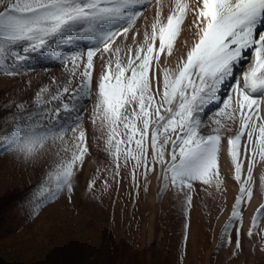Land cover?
I'll return each instance as SVG.
<instances>
[{
    "label": "snow or ice",
    "instance_id": "snow-or-ice-1",
    "mask_svg": "<svg viewBox=\"0 0 264 264\" xmlns=\"http://www.w3.org/2000/svg\"><path fill=\"white\" fill-rule=\"evenodd\" d=\"M36 56L62 67L63 79L37 83L31 103L26 96L0 112V156L34 165L55 146L40 181L47 196L29 218L71 202L90 127L109 164L100 191L122 172L148 191L155 176L160 194L180 202L182 256L197 189L217 219L229 210L213 257L224 248L237 257L244 237L264 250V0H0V72L32 71ZM99 180L85 187L93 199Z\"/></svg>",
    "mask_w": 264,
    "mask_h": 264
},
{
    "label": "rangeland",
    "instance_id": "rangeland-1",
    "mask_svg": "<svg viewBox=\"0 0 264 264\" xmlns=\"http://www.w3.org/2000/svg\"><path fill=\"white\" fill-rule=\"evenodd\" d=\"M30 63L34 68L28 71L32 87L24 83V91H14L12 101L28 96L31 103L29 93L36 90L37 83L63 79L64 69L46 56H36ZM2 76L9 77L3 73ZM56 103L42 102L41 106L52 107ZM88 107L90 111L92 104ZM11 124L9 119L2 125L3 130L7 131ZM88 131L91 155L78 175L71 202L60 198L44 205L33 218L28 216L33 205L47 196L40 181L44 160L54 155L55 146L34 165L17 163L12 155L0 156V264H264V250L247 237L242 239L243 250L237 257L231 256L230 248L213 257L229 210L225 208L217 219L212 197L200 189L193 198L186 255L182 256L184 216L180 202L170 193L160 194L155 176L150 178L148 191L143 182L139 189L134 187L123 172L119 184H113L108 192L100 191L109 164L103 140L95 139L99 134L90 127ZM222 167L227 171L224 160ZM94 174L100 176L97 199L85 192L87 181ZM228 190L230 207L237 186L229 182ZM252 211L250 208L245 213V229Z\"/></svg>",
    "mask_w": 264,
    "mask_h": 264
},
{
    "label": "crops",
    "instance_id": "crops-1",
    "mask_svg": "<svg viewBox=\"0 0 264 264\" xmlns=\"http://www.w3.org/2000/svg\"><path fill=\"white\" fill-rule=\"evenodd\" d=\"M29 72L15 77H3L0 72V112H3L9 103L12 102L14 91H24L25 81L31 80Z\"/></svg>",
    "mask_w": 264,
    "mask_h": 264
},
{
    "label": "bare ground",
    "instance_id": "bare-ground-1",
    "mask_svg": "<svg viewBox=\"0 0 264 264\" xmlns=\"http://www.w3.org/2000/svg\"><path fill=\"white\" fill-rule=\"evenodd\" d=\"M164 2H165L166 6H170L174 2V0H164ZM167 10H168V8L166 7L165 11L167 12ZM213 106H215V105H212L211 107H213ZM211 107L209 109H211ZM255 201H256V196H255L254 201H253V207L256 206Z\"/></svg>",
    "mask_w": 264,
    "mask_h": 264
}]
</instances>
